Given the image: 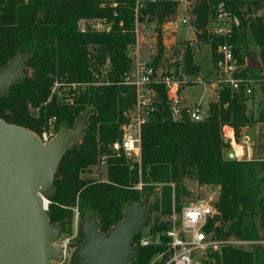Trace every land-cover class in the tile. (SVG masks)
<instances>
[{"label": "trees", "instance_id": "obj_1", "mask_svg": "<svg viewBox=\"0 0 264 264\" xmlns=\"http://www.w3.org/2000/svg\"><path fill=\"white\" fill-rule=\"evenodd\" d=\"M221 1L241 18L230 42L238 62L245 65L242 74L259 75L264 71V0H199L193 23L201 38L211 44L215 60L217 47L225 39L209 32L207 26ZM144 2L141 21L161 25L177 12L173 0ZM135 8L136 0H0V68L20 52L30 55L20 81L0 95V117L39 134L51 118L58 128L72 127L86 118L80 143L63 155L55 173L47 209L50 223L72 232L77 207L82 240L90 217L107 232L123 219L128 205L146 202L147 213L157 215L145 224L150 225L148 233L134 237L138 251L132 262L149 264L154 254L168 248L165 231L172 222L162 220L158 213L169 215L173 199L181 210L183 197L191 194L185 181L193 179L200 185L219 187L215 207L220 218L210 221L213 237L254 242L249 248L224 243L207 253L204 264H264L260 242L264 240V160L228 159L229 144L222 134L224 124L232 125L240 137L244 127L264 122V101L248 108L244 94L223 87L203 119H191L184 108L181 119L175 120L167 88L153 83L155 107L142 128L141 165L128 163L124 153L112 151L121 135L125 111L136 102L135 87L123 83L133 66L130 46L136 41ZM82 19H104L112 26L109 31L89 28L82 32ZM164 52L160 32L152 62L155 67L161 64ZM253 56L261 60L258 69L247 65L248 57ZM180 64L175 62L176 74ZM105 68L107 73H103ZM182 70L188 75L199 71L189 44L183 52ZM57 79L85 85L79 86L72 103L58 101L55 95L49 99ZM102 154L108 155L107 179L83 176L93 170ZM139 182L143 185L136 188ZM144 235L159 236L160 241L141 245ZM167 259L165 254L152 264Z\"/></svg>", "mask_w": 264, "mask_h": 264}, {"label": "built area", "instance_id": "obj_2", "mask_svg": "<svg viewBox=\"0 0 264 264\" xmlns=\"http://www.w3.org/2000/svg\"><path fill=\"white\" fill-rule=\"evenodd\" d=\"M145 0H136V22L135 36L138 39L142 28L147 27L148 21L139 19L140 8L144 6ZM158 1V0H151ZM177 2V8L184 9V13L178 19L177 26L190 23V15L196 18L193 11L199 0H173ZM192 20V21H193ZM173 21V20H172ZM241 18L227 8L224 1H221L211 17L208 24V30L217 37L224 38L217 47L219 54L214 62L213 72L216 79L212 81L215 87L219 89L229 87L236 93L245 95L251 104L258 105L264 101V71L259 75L242 74L245 65L238 62L235 55L234 44L230 42L233 37L234 28L240 26ZM80 30L87 31L89 28L98 31H109L112 23L104 19H82L79 22ZM173 27L174 31H178ZM189 39V38H187ZM133 66L123 77V83L132 85L136 89V102L125 111V120L122 122L120 137L114 141L113 149L117 153H124L127 160L141 161L142 156V128L148 121L151 111L155 107L156 92L153 89V83H161L167 88V96L171 106L173 118L179 120L182 117V111L185 108L188 116L193 120L204 118L201 102L192 106L187 103L184 95L181 93L182 83L185 82L181 75L183 73V57L180 64V73L159 72L152 62L141 61L136 54L131 53ZM107 73V69L103 70ZM194 81V80H191ZM194 82H203L198 77ZM97 84L103 82H96ZM85 83L67 82L57 79L52 87V94L56 93L60 99L72 103L75 95L79 92V86ZM58 133V127L55 124V118H52L50 124L45 128L40 136L44 142L55 138ZM222 134L225 141L229 144L226 157L235 160L259 159L255 153V143L246 132L239 137L235 128L230 124H224ZM142 182L140 183V186ZM50 200L48 199L47 204ZM216 207L206 200H198L185 204L179 217L171 220V226L165 231L168 237V248L171 253L170 261L172 264H204V259L210 250H219L224 243H230L233 240H219L213 237V231L210 228V221L215 220L217 214ZM76 222L78 219V209H76ZM77 236V225L72 232L63 233L54 241L57 248V255L51 260L52 264H72V256L77 245L73 244ZM159 236L154 238L151 235H144L140 239L141 245H148L153 242H159ZM248 241L250 240H239ZM264 242V240L260 241Z\"/></svg>", "mask_w": 264, "mask_h": 264}, {"label": "water", "instance_id": "obj_3", "mask_svg": "<svg viewBox=\"0 0 264 264\" xmlns=\"http://www.w3.org/2000/svg\"><path fill=\"white\" fill-rule=\"evenodd\" d=\"M29 56L20 52L0 68V95L20 81ZM247 65L258 69L262 63L253 56ZM85 122L82 117L72 127L62 125L55 138L44 142L34 130L0 117V264H52L62 226L50 223L47 201L62 157L80 143ZM148 219L146 202L128 205L123 219L107 232L90 217L72 264H129L138 251L133 239Z\"/></svg>", "mask_w": 264, "mask_h": 264}, {"label": "rangeland", "instance_id": "obj_4", "mask_svg": "<svg viewBox=\"0 0 264 264\" xmlns=\"http://www.w3.org/2000/svg\"><path fill=\"white\" fill-rule=\"evenodd\" d=\"M184 12H185L184 9L178 7L176 14L173 17L166 20L161 25H158V22L154 20L148 21L147 27L141 29L138 39H136L135 43L130 46V50H131L130 54L133 51V54L135 53L139 60L148 61L150 63L153 62L154 58L158 53V35L161 32L163 45L165 47V52H164V58L161 61V64L158 66V71L176 73L175 62H177V60L182 59L183 52L187 44L191 45L194 51V60L195 63L199 66V71L197 74L184 75V76L181 75V78L185 80V82H183L181 86V93L190 99L189 104L192 106L196 105L197 102H201L203 114L205 116L208 112L209 104L211 103V101L216 100L219 94V88L212 86V81L216 79V74L213 72L215 59L213 58L212 55L211 44L208 41L202 39L199 34V30L195 28V25L192 21L194 16L190 15V23L186 25L180 23L177 26L178 19H180V17ZM176 26L178 31L173 30V27ZM158 27L161 29V31L160 29L158 30ZM198 77H201L203 82L200 83L194 82L195 80H197ZM53 95H55V97L59 101L58 98L60 97H58L56 93L52 94V90L49 99H51ZM246 102L248 108L254 105V104L252 105L248 99H246ZM51 119H49L48 124L43 127V130L49 126ZM244 132L248 133L255 143L256 157H258L261 160H264V122H257L253 127L246 126L242 129L241 133ZM112 151L116 155H120L113 149V144H112ZM127 162L139 163V164L141 163V161H136V160L134 161L128 160ZM107 163H108V155L102 154L98 161V164L93 166V170L84 173L83 176L96 178L98 180H106ZM140 183L141 182L136 184L135 187L141 188L143 183L141 186ZM185 185L191 191V194L183 197L180 204L182 207L189 202L198 201V200L209 201L215 206V200L218 196L219 187L212 185H204V184L200 185L198 184L197 181L193 179H186ZM76 209L78 208L77 207L74 208L75 213H76ZM180 212L181 210L177 209L175 200L173 199L171 213L169 215H165L159 212L158 214L161 215L160 218L162 220L165 219L172 220L175 217H179ZM155 215L157 214L155 213H151V215L148 214L149 219L147 223H149V221L152 223ZM76 225H77V236L75 237L73 244L78 246L79 244L82 243L84 238L81 240V237L79 236L78 219L76 222V215L74 214L73 225H72L73 230L75 229ZM67 230L68 228L62 229L60 234L63 233L65 234L66 233L65 231ZM149 231H150V225L147 226L144 225L142 228V232H144L145 234L148 233ZM230 243L244 248H249V246L254 242H248V241L242 242L236 240ZM262 243L264 245V242ZM165 254L168 255V259L163 264H172L170 261L171 253L169 248H167V250L163 252L154 254L149 264H152L154 262H160ZM132 260L129 262V264H136L132 262Z\"/></svg>", "mask_w": 264, "mask_h": 264}, {"label": "crops", "instance_id": "obj_5", "mask_svg": "<svg viewBox=\"0 0 264 264\" xmlns=\"http://www.w3.org/2000/svg\"><path fill=\"white\" fill-rule=\"evenodd\" d=\"M212 86H214L213 83H212ZM184 98H185V100L187 101V103L189 104V100H190V99H189L187 96H184ZM189 105H190V104H189Z\"/></svg>", "mask_w": 264, "mask_h": 264}]
</instances>
